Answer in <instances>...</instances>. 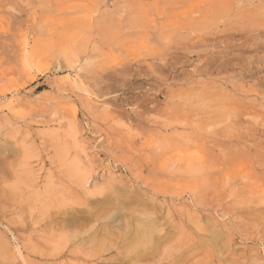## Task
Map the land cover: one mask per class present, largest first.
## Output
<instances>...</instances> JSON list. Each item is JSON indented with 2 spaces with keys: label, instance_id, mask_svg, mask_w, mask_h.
Segmentation results:
<instances>
[{
  "label": "rangeland",
  "instance_id": "obj_1",
  "mask_svg": "<svg viewBox=\"0 0 264 264\" xmlns=\"http://www.w3.org/2000/svg\"><path fill=\"white\" fill-rule=\"evenodd\" d=\"M0 264H264V0H0Z\"/></svg>",
  "mask_w": 264,
  "mask_h": 264
}]
</instances>
